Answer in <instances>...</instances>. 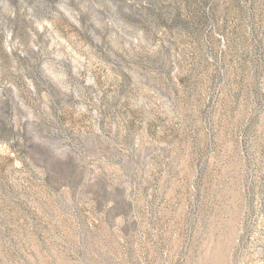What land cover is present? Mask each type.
<instances>
[{
	"label": "rangeland",
	"instance_id": "374dc122",
	"mask_svg": "<svg viewBox=\"0 0 264 264\" xmlns=\"http://www.w3.org/2000/svg\"><path fill=\"white\" fill-rule=\"evenodd\" d=\"M0 264H264V0H0Z\"/></svg>",
	"mask_w": 264,
	"mask_h": 264
}]
</instances>
